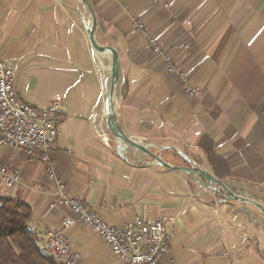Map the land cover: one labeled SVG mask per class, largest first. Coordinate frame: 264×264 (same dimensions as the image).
Instances as JSON below:
<instances>
[{"label":"crops","instance_id":"0c3cea01","mask_svg":"<svg viewBox=\"0 0 264 264\" xmlns=\"http://www.w3.org/2000/svg\"><path fill=\"white\" fill-rule=\"evenodd\" d=\"M89 1L98 43L119 58L115 110L123 131L161 150L167 163L188 166L179 149L232 192L264 205V0ZM90 20L77 0H0V61L15 72L20 98L42 110L61 102L51 159L68 194L114 226L163 221L170 253L161 264H264L242 203L224 202L134 149L121 156L119 144L102 136L110 63L91 47ZM136 21L164 55L148 48ZM166 56L176 73L167 72ZM182 78L202 95H186ZM2 167L16 169L21 184L6 190L0 179V191L32 208L29 227L44 245L73 215L50 210L54 183L38 159L2 147ZM67 237L79 264H118L87 225Z\"/></svg>","mask_w":264,"mask_h":264},{"label":"built area","instance_id":"2783aa9c","mask_svg":"<svg viewBox=\"0 0 264 264\" xmlns=\"http://www.w3.org/2000/svg\"><path fill=\"white\" fill-rule=\"evenodd\" d=\"M134 29L137 33L147 35L148 48L154 54L164 55L158 39L149 33L144 23L136 21ZM165 66L168 73H176L172 57L166 56ZM181 86L190 97L202 95L201 89L189 86L187 78L181 79ZM60 111L59 100L55 101L51 110L37 109L22 101L15 72L0 61V148L10 147L23 151L32 159H38L44 165L49 180L54 183V199L50 210L66 209L73 215L64 218L60 226L44 238L46 253L56 264H79L67 233L78 223H83L110 247L118 264H161L170 253L163 221L148 223L137 220L114 226L88 209L79 198L68 194L67 186L57 177L51 159L62 121ZM101 134L106 137L102 127ZM0 179L6 190L21 184V175L16 169L0 168Z\"/></svg>","mask_w":264,"mask_h":264},{"label":"water","instance_id":"95a60500","mask_svg":"<svg viewBox=\"0 0 264 264\" xmlns=\"http://www.w3.org/2000/svg\"><path fill=\"white\" fill-rule=\"evenodd\" d=\"M89 13L91 18L90 23L86 25V31L91 44V47L97 56L105 58L112 66L111 85L108 87V93L105 99V117L108 131L111 133L115 141L119 144L117 151L119 155H123L127 149H134L148 156L153 161L154 166L163 167L169 170L179 171L185 173L193 179L194 182L201 185L206 191L210 193H217L222 197L224 202H238L245 205L253 206L258 209L264 216V205L259 201L237 195L232 192L222 181L217 179L214 175L200 165L190 159L186 154L177 149L180 157L186 161L188 166H176L167 163L162 157L155 153L149 145H144L131 137H129L121 128L115 107L113 104V97L119 87L122 72L117 53L110 47L99 45L96 33L98 28V20L94 8L89 0H77Z\"/></svg>","mask_w":264,"mask_h":264},{"label":"trees","instance_id":"16d2710c","mask_svg":"<svg viewBox=\"0 0 264 264\" xmlns=\"http://www.w3.org/2000/svg\"><path fill=\"white\" fill-rule=\"evenodd\" d=\"M33 210L0 191V264H56L29 224Z\"/></svg>","mask_w":264,"mask_h":264},{"label":"rangeland","instance_id":"374dc122","mask_svg":"<svg viewBox=\"0 0 264 264\" xmlns=\"http://www.w3.org/2000/svg\"><path fill=\"white\" fill-rule=\"evenodd\" d=\"M116 97H117V92H116ZM115 111H117V109ZM97 128L99 130L98 125H97ZM105 129H106V136L108 138L107 142L110 144L116 145L117 142L115 141V139L113 138L111 133L107 130V128H105ZM153 151L161 156V153H162L161 150L153 148ZM159 152H161V153H159ZM146 158L150 159L148 156H146ZM177 161L180 162V160H177ZM236 194L244 196V197H248V198H253V197H251V195H246V193H236ZM243 207L245 209H248V212H246L247 218H248L247 223H249V225H251V224L254 225L253 234H254L255 240H257L259 238L260 240H257V241H261V243H259V245H258V249L264 250V216L261 214V212L258 209L254 208L253 206L243 204ZM258 234H259V236H258V238H256L257 237L256 235H258Z\"/></svg>","mask_w":264,"mask_h":264},{"label":"bare ground","instance_id":"6f19581e","mask_svg":"<svg viewBox=\"0 0 264 264\" xmlns=\"http://www.w3.org/2000/svg\"><path fill=\"white\" fill-rule=\"evenodd\" d=\"M89 23L91 25V20L89 21ZM111 74H112V66H111V64L110 65L108 64V74H107V77H106L105 92H104L105 95L108 93V87H110V85H111ZM115 102H116V93H115V95L113 97L114 107H115Z\"/></svg>","mask_w":264,"mask_h":264}]
</instances>
